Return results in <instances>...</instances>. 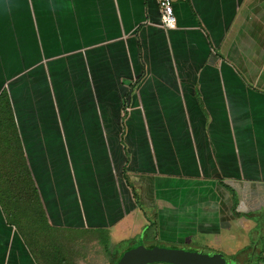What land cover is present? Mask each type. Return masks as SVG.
Masks as SVG:
<instances>
[{
    "label": "crops",
    "instance_id": "1",
    "mask_svg": "<svg viewBox=\"0 0 264 264\" xmlns=\"http://www.w3.org/2000/svg\"><path fill=\"white\" fill-rule=\"evenodd\" d=\"M159 1L0 0L37 55L0 90L27 162L0 177V264H41L7 216L33 198L54 232L208 229L264 264V0H173L169 30Z\"/></svg>",
    "mask_w": 264,
    "mask_h": 264
},
{
    "label": "rangeland",
    "instance_id": "2",
    "mask_svg": "<svg viewBox=\"0 0 264 264\" xmlns=\"http://www.w3.org/2000/svg\"><path fill=\"white\" fill-rule=\"evenodd\" d=\"M20 30L22 29L5 30L0 28V90L5 87V83L10 77L17 74L18 71L26 65L32 64L37 59L35 45L33 43L23 44V42H21ZM18 181H21L20 178ZM36 202V198H33V203H35L33 204V212L29 211V204L27 200H25V203H20L18 205L21 209L19 213H15L14 217L10 214H7V216L8 219L14 220L18 227L25 228L23 231L26 232L29 241L32 242L33 251L41 260V264H112L113 261L119 258L124 249V247L120 248L118 246L119 244L114 245L116 243L115 241H112V243H110L111 245L106 242L111 241L112 236L113 240H119L117 243L120 244L123 241L127 244L133 242L131 245L133 248L165 246L210 254L221 252L227 258L229 264H235L231 260V254L222 250L224 247L216 243L214 244V239L209 238V240H207L204 238V236L210 232L208 229L204 233L201 231L197 232L198 237L189 236L185 238H176L177 240H164L161 237L149 238L150 236H147L149 234L148 232H145L147 235L144 237L143 234L145 233L142 230V239L137 236V238H129L122 241V237L131 232V228L125 227L115 228L112 236H109V230H100L99 235L95 234L97 232H85L84 230H57L53 232L47 226L42 225L43 222L39 221L43 219V217L38 211L40 207ZM1 206L8 212L9 208L6 206L4 200ZM37 218H39V220H36ZM36 224L41 226L36 227ZM33 231H35L36 234L35 237L31 238ZM42 248L50 253V258L53 262L51 260L45 261V259L41 257L39 251ZM248 254L245 253L244 255L248 256Z\"/></svg>",
    "mask_w": 264,
    "mask_h": 264
},
{
    "label": "trees",
    "instance_id": "3",
    "mask_svg": "<svg viewBox=\"0 0 264 264\" xmlns=\"http://www.w3.org/2000/svg\"><path fill=\"white\" fill-rule=\"evenodd\" d=\"M26 166H27V162H26V157L24 154L23 142L21 140V136H20L17 122H16L14 110H13L8 92L4 89L3 92L0 94V177L3 178L2 176H5V177L7 176V179L9 180L8 186L13 188L14 183L16 181V176L20 174L25 175L24 171H25ZM17 167H19V169L24 168L22 169V172H20L19 170L20 174H16L15 170L18 171V169H16ZM7 170L9 172H7ZM10 170H14V172ZM12 174L14 175V177ZM14 202H15V198L11 200V203H13V205H15ZM39 213L43 217V219L39 220V218H37L36 220L43 222L42 225H45L49 228V224L47 222L46 216L41 206L39 208ZM14 215L15 213L12 214L13 217ZM9 221L15 224L14 220H9ZM39 226L41 225L36 224V227H39ZM18 228H19V231H21V233H23L25 238L29 241V238L26 232L23 231V229L25 228H21L20 226ZM35 234H36L35 231H33L31 234V238L35 237ZM132 243L133 242H130L127 244V243L121 242V244L118 245L120 248L124 247V249L122 250L119 258L113 261L112 264H115L121 258L122 254L126 250L132 248L131 246ZM31 249L33 250L32 242H31ZM39 252L41 254V257H43L45 261H50V260L52 261V259L50 258V253L46 249L42 248ZM260 253L262 254L263 251ZM260 253L259 252L256 253V251L254 250V247H252L251 252L248 254V257L244 259L245 264H255L254 257H256ZM38 260L41 263V260L39 259V257H38Z\"/></svg>",
    "mask_w": 264,
    "mask_h": 264
},
{
    "label": "water",
    "instance_id": "4",
    "mask_svg": "<svg viewBox=\"0 0 264 264\" xmlns=\"http://www.w3.org/2000/svg\"><path fill=\"white\" fill-rule=\"evenodd\" d=\"M229 264L221 252L201 253L181 248L154 246L126 250L115 264Z\"/></svg>",
    "mask_w": 264,
    "mask_h": 264
},
{
    "label": "built area",
    "instance_id": "5",
    "mask_svg": "<svg viewBox=\"0 0 264 264\" xmlns=\"http://www.w3.org/2000/svg\"><path fill=\"white\" fill-rule=\"evenodd\" d=\"M161 22L165 29L177 27V17L174 12L173 0H160Z\"/></svg>",
    "mask_w": 264,
    "mask_h": 264
},
{
    "label": "flooded vegetation",
    "instance_id": "6",
    "mask_svg": "<svg viewBox=\"0 0 264 264\" xmlns=\"http://www.w3.org/2000/svg\"><path fill=\"white\" fill-rule=\"evenodd\" d=\"M157 264H160V263H157ZM166 264V263H165Z\"/></svg>",
    "mask_w": 264,
    "mask_h": 264
}]
</instances>
